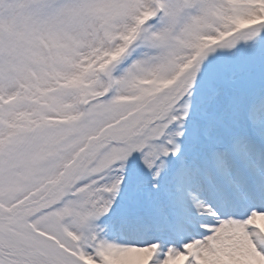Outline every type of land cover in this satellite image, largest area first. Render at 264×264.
<instances>
[{
	"label": "snow or ice",
	"instance_id": "obj_1",
	"mask_svg": "<svg viewBox=\"0 0 264 264\" xmlns=\"http://www.w3.org/2000/svg\"><path fill=\"white\" fill-rule=\"evenodd\" d=\"M0 264H264V0H0Z\"/></svg>",
	"mask_w": 264,
	"mask_h": 264
}]
</instances>
